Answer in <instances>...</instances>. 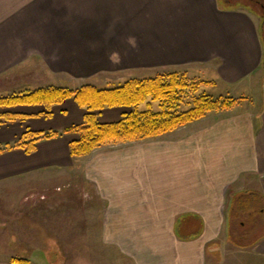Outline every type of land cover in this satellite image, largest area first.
Segmentation results:
<instances>
[{
  "label": "crops",
  "instance_id": "obj_1",
  "mask_svg": "<svg viewBox=\"0 0 264 264\" xmlns=\"http://www.w3.org/2000/svg\"><path fill=\"white\" fill-rule=\"evenodd\" d=\"M261 22L250 7L220 0H0L5 92L71 88L77 77L114 67L134 72L160 58L237 100L170 135L103 145L82 156L71 155L74 132L41 139L31 153L1 152L0 190L10 207L0 251L35 248L30 264H49L48 247L57 242L50 236L69 238V264H264ZM123 108H105L99 120L118 121ZM2 111L28 117L0 125V145L29 129L62 132L87 113L73 97L50 110ZM65 186L75 190L74 200L61 194ZM68 200L79 214L72 228L26 234L30 202L41 214ZM11 256L0 264H18Z\"/></svg>",
  "mask_w": 264,
  "mask_h": 264
},
{
  "label": "trees",
  "instance_id": "obj_2",
  "mask_svg": "<svg viewBox=\"0 0 264 264\" xmlns=\"http://www.w3.org/2000/svg\"><path fill=\"white\" fill-rule=\"evenodd\" d=\"M176 72L158 74L154 77L133 78L114 87L100 88L93 84H84L78 89L63 86H46L26 92L14 93L0 97V108L18 105H44L51 109L54 104L63 103L73 97L80 106L86 108L87 113L81 124L65 130L33 131L28 130L14 144L6 143L0 146V153L14 148H23L27 153L33 152L37 142L44 138H53L63 133L74 132L78 138L71 141L72 156H82L97 147L119 142L143 140L160 137L176 128L186 125L206 116L209 112L221 108H231L236 100L232 98H214L202 94L194 100V105L178 111V105L183 100V91L188 87L184 79ZM194 91L198 85L193 86ZM159 101L160 109L154 110L152 102ZM147 103V109H140V105ZM124 107L130 111L123 112L121 118L114 122H101L99 112L105 108ZM46 116L51 112L45 113ZM28 115L4 111L0 112V124L25 120ZM18 264H30L26 258H12Z\"/></svg>",
  "mask_w": 264,
  "mask_h": 264
},
{
  "label": "rangeland",
  "instance_id": "obj_3",
  "mask_svg": "<svg viewBox=\"0 0 264 264\" xmlns=\"http://www.w3.org/2000/svg\"><path fill=\"white\" fill-rule=\"evenodd\" d=\"M258 3L254 0H220V2L222 4L228 5V6H248L251 9H253L254 11H256L257 13H261L263 11V7L261 6V3H264V0H261L259 2V0H257ZM263 31V30H262ZM161 54V53H160ZM158 54V57L159 55ZM164 54V53H162ZM159 60H157L156 64H154L153 66H149V67H141L140 69H137L136 71L133 72V70H130L129 72H123V70H118L116 67L114 68H110L108 70H100L96 75H94L93 77L90 78H86V77H77L75 78V80L72 78V80L75 81V83H73V86L71 87L72 89H78L81 86H83L84 84L90 83L93 85H96L100 88H105V87H114V86H118L120 84H123L125 81L129 80V79H133V78H139V79H144V78H149V77H154L158 74H165L166 75V79H169V74L176 72L179 74V77L182 78V76H185L184 79L186 80V82L188 83V87L185 88V90L183 91V100H181L180 104L177 106L178 111H185L189 108H191L194 105V100L199 97L202 94H207L210 95L214 98H221L226 99V98H231V97H227V96H223L220 95L218 92L213 93V91H215L214 89H212L210 86L205 85L203 82L201 83V81L199 80V78H196V75H194L195 73H190V71L188 69L184 70L181 67H174V66H170L168 65V63H160L162 61V59L158 58ZM125 75V76H123ZM198 77V76H197ZM6 81L5 78H0V97L1 96H8V95H12L11 92H5V89L7 88L6 86ZM19 83V82H17ZM198 85V88L196 91H194L193 86ZM60 86V85H58ZM45 87V86H44ZM70 88V87H69ZM21 93V92H20ZM213 93V94H212ZM220 95V96H219ZM233 99V98H232ZM237 101V100H236ZM152 108L154 110H159L160 109V102L159 101H153L152 102ZM14 107V106H13ZM11 107H2L0 108V112H4L2 110H8ZM147 103H143L140 105V109L144 110L147 109ZM229 108H221L216 110L215 112H221V111H225ZM121 111H130V108H123L121 109ZM214 112V111H212ZM5 124V123H2ZM0 124V125H2ZM181 127V126H180ZM180 127L176 128L175 130L171 131L174 132L176 130H178ZM183 127V126H182ZM171 132H168L167 134L170 135ZM17 140V139H16ZM12 141V142H8L11 144H14V142L16 141ZM119 143H123V142H119ZM6 144V143H4ZM4 144H2L4 146ZM112 144H118V143H111ZM0 145V146H2ZM109 145V144H107ZM75 190L69 186H65L62 189L61 194L62 195H70V193H72L70 195V198H72V200H74V198L76 197L75 195ZM75 195V196H74ZM5 191L4 189L0 190V249L4 248V245L6 244V228L3 225L4 224V218H5V214L7 210H9L10 205L6 206L5 205ZM62 203V202H61ZM29 209L27 211L28 213V224H29V229L28 232H26V234L30 235L31 237L33 235H35V233L37 232V230L43 229L45 232H51V229H57L60 230L62 232L65 231V229H70L73 227V218L79 217V214H76L73 211V207L71 204H69V200L64 203L61 204L60 206H55L54 208H52L53 210L49 211L46 210L44 212H42L41 214L37 213V206L36 203L33 204V201L29 203ZM24 209L23 205H17L15 206L16 209L20 210V208ZM7 209V210H6ZM73 214V215H72ZM75 215V216H74ZM83 222L84 219L82 218ZM56 226V227H54ZM49 239H53V241H57L54 243L53 247H48V250H51L50 253L46 254L49 258V264H69L68 263V256H69V250H68V243H69V238H63V237H51L47 236L46 240L48 241ZM80 240H82L81 242H84L85 238H79ZM61 241V243H60ZM84 245L81 246L79 249H82L81 253H78L77 256L80 257H85V253H83L84 251ZM21 250V255L18 253H4V251H0V257H9L11 256V260L12 258H25L28 259L27 257H32V256H36V249L35 248H31L29 252L24 251L25 250V246L20 248ZM88 258L91 259L90 257H92L93 259H100V255L96 254V253H88ZM38 256L35 257V259ZM29 260V259H28ZM30 261V260H29ZM81 261V260H80ZM79 261V262H80ZM81 263V262H80ZM84 263V262H83Z\"/></svg>",
  "mask_w": 264,
  "mask_h": 264
},
{
  "label": "flooded vegetation",
  "instance_id": "obj_4",
  "mask_svg": "<svg viewBox=\"0 0 264 264\" xmlns=\"http://www.w3.org/2000/svg\"><path fill=\"white\" fill-rule=\"evenodd\" d=\"M254 1H256L257 3H258V1L257 0H254ZM261 0H259V2H260ZM261 6L263 7V11L259 14V16L261 17V20H262V35H263V39H264V3H261Z\"/></svg>",
  "mask_w": 264,
  "mask_h": 264
}]
</instances>
